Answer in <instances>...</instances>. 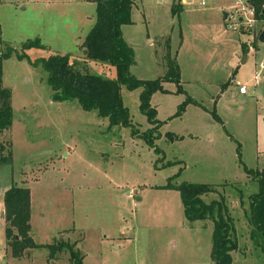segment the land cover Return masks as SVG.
I'll return each instance as SVG.
<instances>
[{
  "label": "rangeland",
  "instance_id": "1",
  "mask_svg": "<svg viewBox=\"0 0 264 264\" xmlns=\"http://www.w3.org/2000/svg\"><path fill=\"white\" fill-rule=\"evenodd\" d=\"M132 1V24L122 27L134 52L130 74L162 79L168 58L176 60L180 74L181 93L166 82L164 92L150 99L161 124L153 146L141 139L153 124L139 111L140 89L120 90L132 128H108L107 119L75 101L53 103L45 72L32 65L67 54L76 69L113 79L112 68L87 63L79 49L94 22V3L0 0V55L15 51L2 61L13 117L8 131L0 132V158L12 154L9 165H0V213L3 191L17 185L30 190L35 243L69 244L83 256L82 264H212L213 223L187 221L179 193L168 188L206 184L215 191L203 202L223 201L232 219L237 251L231 264H264L248 220L247 196L258 185L246 174L264 178V72L253 81L264 63L258 40L264 22L247 27L238 0ZM172 5L183 8L178 17H172ZM35 39L43 48L23 52L24 43ZM243 44L256 49L243 54ZM187 98L198 105L186 104L175 116ZM3 233L0 219V249ZM48 253L33 250L32 263L9 264H71L67 250L54 259Z\"/></svg>",
  "mask_w": 264,
  "mask_h": 264
},
{
  "label": "trees",
  "instance_id": "2",
  "mask_svg": "<svg viewBox=\"0 0 264 264\" xmlns=\"http://www.w3.org/2000/svg\"><path fill=\"white\" fill-rule=\"evenodd\" d=\"M94 3L95 17L89 32L82 39L79 49L87 63L98 62L114 70L113 79L91 75L86 68H75V60L69 55H51L32 62L34 67L40 66L45 72L48 86L51 90L53 103L77 102L85 112H95L100 118L107 119L108 128H132L129 111L124 107L121 87L131 92L140 89L139 111L147 118L148 123L153 124L152 129L144 132L141 139L153 146L156 139L154 135L161 124L156 120V112L150 106V99L155 92H164L162 85L172 82L181 93L179 68L176 60L168 58L166 76L162 79L142 81L130 74V68L135 64L134 52L122 38V27L131 23L130 15L133 9L132 0H89ZM253 10V19L264 22V0H248ZM183 8L171 6L172 17H178ZM43 46L37 39L25 42L22 51L41 49ZM243 54L248 49L241 46ZM15 51L9 49L6 54L0 55V132L8 131L12 123L11 91L3 87L2 65L3 60L9 58ZM18 59L26 58L25 53L17 54ZM225 86L222 87V90ZM198 105L191 98H187L178 107L175 116H181L186 104ZM213 119L219 122L213 113ZM136 133V132H135ZM134 131L132 135H135ZM4 147L0 145V153ZM156 151H158L156 149ZM160 152V151H158ZM12 154L8 158L1 157L0 165H9ZM171 165L167 163L166 166ZM247 176L257 183V193L248 197V220L250 225V239L254 246L264 254V178L260 172L246 170ZM174 188L179 193L182 202L183 215L188 221L210 220L213 223L210 257L212 264H231V254L237 251L235 233L232 219L226 215L227 209L224 202L213 201L204 203L202 197L214 192L210 185L169 184L168 188ZM4 204L3 221L5 223L4 239L6 249L15 259H29V250H48L49 259H54L56 254L61 255L67 250L71 264H82L83 256L69 244L59 241L55 244L40 246L35 244L31 237V203L29 188L12 185L3 194Z\"/></svg>",
  "mask_w": 264,
  "mask_h": 264
},
{
  "label": "built area",
  "instance_id": "3",
  "mask_svg": "<svg viewBox=\"0 0 264 264\" xmlns=\"http://www.w3.org/2000/svg\"><path fill=\"white\" fill-rule=\"evenodd\" d=\"M247 1L248 0H238L237 5H239V9L244 12V15L248 17V18L247 17L245 18L246 21H244V23L247 25V27L251 28L252 24L254 22H257V21L255 19H253V10L251 9V7ZM237 20H238V23L236 24V26H232V28L239 27L240 24L243 23L244 18L243 17L238 18ZM258 68H259V72L258 73L256 72L255 76H254V83H256V84L259 82L261 73L264 72V63L260 64ZM238 91L242 95L247 94V90H246L245 86H239Z\"/></svg>",
  "mask_w": 264,
  "mask_h": 264
},
{
  "label": "crops",
  "instance_id": "4",
  "mask_svg": "<svg viewBox=\"0 0 264 264\" xmlns=\"http://www.w3.org/2000/svg\"><path fill=\"white\" fill-rule=\"evenodd\" d=\"M182 3H185V4H187L186 3V0H181V4ZM227 16V15H226ZM149 42H152L151 40H149ZM264 44V43H263ZM130 47V46H129ZM256 46H253V48H251V47H249V51H251V50H253L254 51V48H255ZM256 49V48H255ZM248 51V52H249ZM247 52V53H248ZM254 79V78H253ZM254 81V80H253ZM242 95V94H241ZM244 96V95H243ZM8 189H5L4 191H3V194L7 191ZM31 203V202H30ZM31 210L33 209V205H32V203H31ZM3 209H4V207H3ZM2 213H4V211L2 210V212L0 213V219H1V221H3V217L1 216L2 215ZM30 224H31V231H32V229H33V222H34V220H33V218H32V211H31V216H30ZM3 223H4V221H3ZM4 228H5V223H4ZM61 232V231H60ZM59 233V232H58ZM57 233V234H58ZM32 237V236H31ZM33 238V237H32ZM3 239H4V233H3ZM33 240H34V238H33ZM35 242V241H34ZM3 244V248L2 249H0V257L2 258V260H3V262L2 263H0V264H9V263H11V261H13V260H15V261H24V260H30V262L32 263V256H31V251H33V250H29L28 252H27V254H30L29 256H30V258L29 259H26V258H24V259H15V258H13L12 256H10V254H9V252H8V250L6 249V244H5V239H4V242L2 243ZM35 244H37V245H39L38 243H35ZM46 245H48V244H46ZM46 245H40V246H46ZM55 262H57V260L55 261ZM55 262L54 263H52V264H55Z\"/></svg>",
  "mask_w": 264,
  "mask_h": 264
},
{
  "label": "water",
  "instance_id": "5",
  "mask_svg": "<svg viewBox=\"0 0 264 264\" xmlns=\"http://www.w3.org/2000/svg\"><path fill=\"white\" fill-rule=\"evenodd\" d=\"M258 37H259L258 38L259 42L263 44L264 43V31L262 33H260ZM1 216L3 217L4 213H2Z\"/></svg>",
  "mask_w": 264,
  "mask_h": 264
}]
</instances>
